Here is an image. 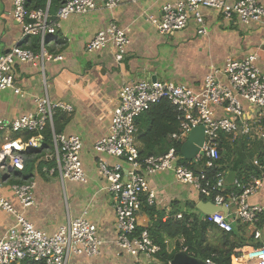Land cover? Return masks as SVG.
Wrapping results in <instances>:
<instances>
[{
	"label": "built area",
	"instance_id": "2783aa9c",
	"mask_svg": "<svg viewBox=\"0 0 264 264\" xmlns=\"http://www.w3.org/2000/svg\"><path fill=\"white\" fill-rule=\"evenodd\" d=\"M102 1L106 8L113 9L128 0ZM50 4L49 0L44 8H32L28 6V0H12V15L22 25L23 38L38 37L40 47L34 50L14 45L0 53V96L6 89L21 93L17 84V65L20 62L40 64L45 70L46 61L63 59L62 55H54L47 48L48 39L57 33L62 20L72 15L89 14L98 8L97 0H63L53 14ZM204 8L219 11L225 20L237 18L245 25L264 21L261 0H171L162 6L158 16L151 17V21L161 34H173L195 19L199 23L198 33L205 35L208 28ZM1 18L0 10V21ZM130 44L128 29L112 21L88 41L86 50L93 52L111 47L116 62L121 64ZM258 60L256 51L249 52L242 59L228 57L222 69L213 68L206 76L199 91L183 83L153 79L126 83L119 89L109 133L96 141L94 149L98 153V173L106 180L114 201L118 230L115 242L120 253L133 257L136 264H142V256L148 259V263H155L161 250L147 227L138 232V213L144 199L149 205H157L158 200L157 192L149 187L148 176L161 170H172L180 182L192 185L201 197L224 207L225 212L202 216L221 230L231 232L234 223L240 221L255 228H260L258 226L262 223L264 232V205L250 202V197L261 189L264 182V162L259 155L252 160V165L260 176L251 172L247 182L243 181L246 176L243 175L242 179L236 177L228 187L225 171L218 172L214 179L204 173V168L218 167L224 140L234 144L246 138L249 143L261 142L264 145V71L258 66ZM220 76L226 78V83ZM165 99L179 112V131L172 134L175 142L186 141L193 128L204 127L205 140L200 153L195 160H189L196 166L204 163L199 172L181 163L183 155L176 145L163 155L149 156L144 160L139 158L137 118ZM35 104L33 112L15 119L0 118V209L16 217V222L0 238V264L24 260L42 264H78L74 256H97L104 245L96 224L87 218V211L49 234L38 229L25 216V210L35 203L34 181L10 183L12 197L17 199L21 208L2 192L4 184L10 182L15 172L24 171L25 153L42 146L47 126L52 128L51 153L55 161L48 170L58 172L62 181L88 182L81 158L82 137L57 132L54 127L58 112L71 113L74 106L52 100L48 94L35 97ZM217 108H222L223 113L220 114ZM28 132L33 135L25 138L23 134ZM19 134L21 136L16 137ZM104 154L121 159L129 167L125 168L122 162L110 163ZM176 216L182 218L183 212ZM205 262L218 264L212 258ZM232 264H264V244L235 248Z\"/></svg>",
	"mask_w": 264,
	"mask_h": 264
},
{
	"label": "crops",
	"instance_id": "0c3cea01",
	"mask_svg": "<svg viewBox=\"0 0 264 264\" xmlns=\"http://www.w3.org/2000/svg\"><path fill=\"white\" fill-rule=\"evenodd\" d=\"M50 1L52 13L55 14L62 0H54L53 3ZM97 1L98 8L91 13L72 15L62 20L57 33L48 39L49 51L54 55H62L63 59L46 61L45 70H42L40 64L33 65L29 62L17 65V84L21 87V93H15L13 89L2 91L0 118L15 119L33 112L36 108L35 97L45 94L52 100L64 101L74 106L73 112L59 111L57 116L63 114L70 117L63 128L64 133L77 134L83 139L81 158L88 182L62 181L58 172L51 173L48 170L53 165L36 168L31 175V181L36 184L35 203L25 210V216L38 229L53 234L60 226L87 211L86 216L96 224L98 236L104 241V245L97 256H74L76 262L136 264L133 257L120 253L115 242L118 230L114 201L107 189L106 180L98 173V153L94 149L96 141L109 133L119 89L126 83L153 79L183 83L199 91L213 68L222 69L228 57L242 59L252 51L259 54L257 64L264 71V21L245 25L237 18L225 20L219 11L204 8L207 34L198 33L199 23L195 19H191L186 28L173 34H161L151 17L158 16L162 6L171 0H128L113 9L106 8L102 0ZM261 1L264 4V0ZM12 8V0H0V53L14 45L38 50L40 43L35 48L33 41L40 39L23 38L22 25L13 17ZM112 21L126 27L131 37L128 54L121 64L116 62L114 49L111 47L93 52L86 50L88 41ZM219 78L226 83L225 77ZM217 110L220 114L223 113L222 108ZM239 141L245 146L251 144L246 138ZM252 143H255L251 151L254 156L248 160L244 156L251 157L250 155L245 154L243 158L240 156L239 147L243 145L233 147L235 150L232 158L225 164L224 171L227 175L230 171H235L237 177L240 173L244 176L250 173L252 169L247 167L252 165L254 157L264 149L261 142ZM137 144L139 147L138 141ZM41 148L30 151L43 152L45 158L47 155L53 158L52 145ZM104 156L112 164L122 162L125 168L129 167L121 159L107 154ZM234 165L237 169H234ZM253 168L255 169L254 166ZM23 174L15 172L10 182L4 184V195L13 198L10 183L22 178ZM148 181L149 187L157 192V206L160 208L169 211L172 202L177 200L180 204L195 202L197 211L203 215L210 214L206 211H212L209 201L203 200L197 191L194 190L193 195L188 187L177 185L180 181L172 170H161L149 175ZM226 183L231 187L227 180ZM13 202L21 208L17 199L13 198ZM250 202L264 205V182L261 189L250 197ZM138 221L141 228L150 225V217L143 208L138 213ZM15 222L13 214L0 209V238ZM174 246L175 241L170 240V251ZM141 260L142 264H162L159 259L155 263H148L145 256ZM14 264L38 263L24 260Z\"/></svg>",
	"mask_w": 264,
	"mask_h": 264
},
{
	"label": "trees",
	"instance_id": "16d2710c",
	"mask_svg": "<svg viewBox=\"0 0 264 264\" xmlns=\"http://www.w3.org/2000/svg\"><path fill=\"white\" fill-rule=\"evenodd\" d=\"M53 2L54 0H52ZM47 3L48 0H28V6L32 8H44ZM50 7H52V4ZM33 46L35 48L39 47L37 38L33 41ZM178 115L177 108L169 100L165 99L154 104L137 118L139 130L137 141L140 143L138 148L141 160L149 156L163 155L173 145H176L178 152L181 153L183 142L178 143L172 139V134L179 131ZM69 119V116L63 114L57 116L54 123L55 130L63 132V128ZM44 134L45 139L41 149L49 148L52 145V128L47 126ZM31 135H33L32 132L23 134L25 138H29ZM18 136H21V134L16 135V137ZM237 145H243L241 146L242 148L245 147V144H241L240 141L234 144L227 140L222 142L221 158L218 161L217 168L205 169L204 163L196 166L195 164H190L184 157L181 163L188 165L196 172L204 168V173L207 177L214 179L218 172L224 171L225 164L232 158L233 150H235L233 147ZM258 155L259 159L264 162V149ZM25 157L24 174L22 178L16 181L18 183L31 181V175L36 168L42 169L44 165H55L54 159L50 155H47L45 158L43 152L29 151L25 153ZM241 157L243 158V156ZM233 167L237 169V166L234 165ZM247 168H251L252 170L243 178L244 182L249 180L251 172L260 176V172L254 169L253 165ZM242 176L243 174L240 173L238 177L242 179ZM202 198L208 201V198L204 196ZM142 208L150 217V225L147 227L149 233L154 242L161 247L157 257L161 260L162 264H169L174 255L185 248L189 254L204 261L212 258L218 264H232L235 248L245 245L248 239V237L246 239L244 232L249 225L236 221L231 232L223 231L216 224L203 219V214L197 211L195 202H188L182 207V204L175 200L172 202L170 210L167 211L156 204L149 205L144 199ZM179 212H183L182 218L176 216ZM262 217H264V212L262 213ZM258 227L262 228V223ZM142 229L138 227V232ZM250 236V239H252L253 235ZM170 240L175 241V246L171 251L169 249ZM263 244L264 242L262 241L255 243L257 246Z\"/></svg>",
	"mask_w": 264,
	"mask_h": 264
},
{
	"label": "water",
	"instance_id": "95a60500",
	"mask_svg": "<svg viewBox=\"0 0 264 264\" xmlns=\"http://www.w3.org/2000/svg\"><path fill=\"white\" fill-rule=\"evenodd\" d=\"M205 140V130L202 125H199L191 130L186 141L183 142L181 147V153L187 160H195L197 155L200 153V149ZM237 177L235 171H230L227 175V182L232 184L234 179ZM205 204L206 202L203 201ZM209 204L213 207L212 211H206L207 213H214L218 211H225L224 207L215 205L212 202ZM171 264H207L204 260L189 254L186 250L177 252L173 259L170 261Z\"/></svg>",
	"mask_w": 264,
	"mask_h": 264
},
{
	"label": "rangeland",
	"instance_id": "374dc122",
	"mask_svg": "<svg viewBox=\"0 0 264 264\" xmlns=\"http://www.w3.org/2000/svg\"><path fill=\"white\" fill-rule=\"evenodd\" d=\"M253 144L255 143H251L250 145L248 144V146H245V148L243 149L242 147H239L240 149V156H243V155H250L251 157H244L245 160H248L249 158L251 159L254 155H252V150H253ZM250 146V147H249ZM255 158V157H254ZM239 163V162H238ZM236 163V164H238ZM241 163V162H240ZM243 164V163H242ZM184 185L186 187H188V190L191 191V193L194 195V187H192V185H188V184H184L182 182H177V185ZM177 187V186H176ZM179 188V187H178ZM190 200V199H189ZM182 207L185 205V203H182ZM259 232H260V235H259ZM244 235H246V239L248 237V239L246 240V244L245 245H248V244H255L259 241H262L264 242V232L262 231V228H255L254 226H248L247 230L244 232ZM250 235H253V238L250 239ZM244 246V245H243ZM158 258V257H157ZM159 259V258H158Z\"/></svg>",
	"mask_w": 264,
	"mask_h": 264
}]
</instances>
